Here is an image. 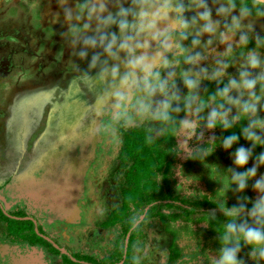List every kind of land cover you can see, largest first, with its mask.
Returning <instances> with one entry per match:
<instances>
[{"label": "clouds", "instance_id": "clouds-1", "mask_svg": "<svg viewBox=\"0 0 264 264\" xmlns=\"http://www.w3.org/2000/svg\"><path fill=\"white\" fill-rule=\"evenodd\" d=\"M26 3L39 11L40 0ZM56 4L52 20L72 74L62 92L92 98L78 100L74 126L109 138L133 127L146 128L150 140L153 133L171 136L175 158L199 162L219 185L218 199L227 203L231 192L236 201L218 209L222 231L209 264H264V174L257 178L264 167V31L255 24L264 19V0ZM217 128L219 137L212 134ZM218 147L231 166L209 162ZM170 178L178 192L196 195L199 179L183 164L173 166ZM249 187L258 194L254 200ZM209 212L216 220V210Z\"/></svg>", "mask_w": 264, "mask_h": 264}, {"label": "rangeland", "instance_id": "rangeland-1", "mask_svg": "<svg viewBox=\"0 0 264 264\" xmlns=\"http://www.w3.org/2000/svg\"><path fill=\"white\" fill-rule=\"evenodd\" d=\"M56 11V0H40L35 14L28 10L26 0H0V204L7 212L22 211L34 217L42 231L70 253L80 250L83 237L91 231L92 238L99 240L97 247L104 250L121 233L120 227L105 230L101 224L121 205L120 189L131 165L121 157L123 137L144 127L121 130L109 138L74 126L78 100L90 103L92 98L70 99V93L62 92L72 74L60 26L52 20ZM255 23L264 24V19ZM212 134L219 136L217 129ZM208 160L231 166L228 152L219 147ZM178 163L199 179L192 189L196 195L186 196L175 189L170 176ZM251 165L249 160L247 166ZM262 174L264 167L257 178ZM159 177V183L172 192V202L167 203L189 208L191 221L177 220L168 230L159 218L145 219L133 247L134 264H209L208 254L218 242L198 219L208 205L235 204L233 194H227V203L218 199L219 185L207 178L197 161L175 158L167 178ZM246 194L252 200L258 196L250 187ZM132 210L140 220L144 211ZM174 243L180 250L175 262L170 261L171 252L177 253ZM0 264H61V259L43 247L14 243L0 235Z\"/></svg>", "mask_w": 264, "mask_h": 264}, {"label": "trees", "instance_id": "trees-1", "mask_svg": "<svg viewBox=\"0 0 264 264\" xmlns=\"http://www.w3.org/2000/svg\"><path fill=\"white\" fill-rule=\"evenodd\" d=\"M247 1L251 2V0ZM238 2L241 1L238 0ZM173 143L174 139L171 136L150 140L147 130L141 129H133L125 136L122 148V159L130 162L131 165L127 169L125 176L126 182L122 189V206L104 226H108V223L114 224L116 221L121 220L127 233L135 224V219L128 215L130 210L133 208L135 210H145L147 206L169 198L168 194H170V191L167 190L165 192L164 187L157 182V178L160 174L167 175L169 171L173 156ZM162 206L163 204L153 207L147 217L159 215L163 219L168 218L159 212ZM166 206L168 208L173 207L170 204ZM185 212L189 213L186 210ZM1 216L9 222L10 235L15 239L29 242L33 246L40 245L55 254L59 253L47 240L35 232L33 222L13 220L3 213ZM216 217L223 219L222 216L217 214ZM202 220L206 221L212 228L217 227L214 220L211 219V214H208ZM139 232L140 230L137 229L135 235H138ZM75 257L82 261L92 262L88 257ZM63 259L66 264H80L75 263L66 256ZM117 260H119L118 257ZM127 260L129 261L130 258L128 257ZM102 264L109 263L105 261Z\"/></svg>", "mask_w": 264, "mask_h": 264}, {"label": "flooded vegetation", "instance_id": "flooded-vegetation-1", "mask_svg": "<svg viewBox=\"0 0 264 264\" xmlns=\"http://www.w3.org/2000/svg\"><path fill=\"white\" fill-rule=\"evenodd\" d=\"M255 24H256V31L257 32L264 31V24H260V23H255ZM232 70L233 69H230V71H232ZM141 130H147V129L142 128ZM217 130H218V134L220 136L222 130L219 129V128H217ZM235 130H237V129H232V130H229V131H235ZM128 133H130V132H128ZM128 133H126L124 135L123 142H124L125 136ZM223 134L227 135L228 133H223ZM160 138H162V137H158L157 136L154 139H160ZM174 143H173L172 149L174 147ZM240 144H243V145L247 146V142H245L244 140H241ZM122 148H123V146H122ZM256 151L259 152L260 149L257 148ZM120 152H121V157H122V150ZM97 154L101 155V149L98 150ZM103 154H104V156H106L105 152ZM125 162H128V161H125ZM174 162H175V155L173 153L169 171H171V168H172V165H173ZM128 168H129V166H128ZM126 172H127V170H126ZM126 172H125V175H124L123 185H122V187L120 189V191H121V193H120L121 194V205H120L119 208H121V206H122V189H123V186H124V184L126 182V180H125ZM161 175L162 174H160L159 176H161ZM163 176L166 177L167 175L163 174ZM157 182L159 183L158 178H157ZM160 185L164 187V185H162V184H160ZM167 190L170 191L169 188L164 187V191L167 192ZM168 195H169L168 199L163 200L161 202H155V203L147 206L145 210L141 209V211H144V214H143V216H142V218L140 220H138V218H136L134 216V214H133L134 210H130L128 212V215L131 218L135 219V224L127 233L125 232V228H124L123 222L121 220L116 221L114 224L113 223H111V224L108 223V226H104V224H107V222L112 218L113 214L117 210H119V208L114 210V211H112V212H110V213H108L104 217V221L102 222L101 227L103 229H105V230H109L110 228L120 227L121 233H120L119 237L113 242V244H111V242H109L110 246H108L106 249L97 250L99 248V247H97V245H98L97 242L99 240L98 239L96 240V239L92 238V234H93L94 231H91V233L88 234V236L86 238L83 237V242L81 243L80 250H78L77 253H70L66 249H64L61 246H59V244H57L50 237H48L42 231V228L38 226V224H37V222H36L34 217L28 216L26 213H24L22 211H16V212H11V213L7 212L1 204H0V211H1V214L3 213L5 216H7V217H9V218H11L13 220H17V221H31V222H33L35 232L37 234H39L41 237H43L45 240H47L55 249H57L59 251V253L55 254L52 251H49V249H47L45 247H43V248L47 249V251H49L51 254H53V256L59 257L61 259V264H66V262H64V259H63L64 256H66L70 260H72L70 258V257H72V258H74L76 260V261H74V260H72V261H74L75 263H80V264H102L105 261H107V263H109V264H134V262H133V247H134V244H135L136 240L138 239V237L141 234L140 224L145 219L149 220V219H152V218H159L160 221L164 222V224L166 225L168 230L171 229V226H169V224L170 223H176L177 220L183 219L185 221H191L190 216L193 214V211L189 210V208H185L183 205H174V203H167V202H172V192L170 191V194H168ZM162 204H163V206L160 208L159 212L163 213L168 218L163 219L159 215L158 216H153V217H147L149 212H150V210L153 207H156V206H159V205H162ZM168 204L172 205L173 207L168 208L166 206ZM228 206H231V204H228ZM208 207H209L208 211H206L204 213V216L202 218L198 219V222L199 223H205L207 225V227L205 229L208 230L209 234L212 237H216L218 235L216 233V230L222 231V229L220 228V225H219V221H221L222 219L221 218H217L216 220H214V222H215V224L217 226L215 228H212L206 221H204L202 219L205 218V216H207L208 214H210L209 211L216 210L217 208L219 209L221 207H225V205L214 204V205H208ZM26 208L27 207L25 206V210H26ZM173 209H175L176 212H165V210L170 211V210H173ZM185 210L188 211L189 213H186ZM177 211H180V213H177ZM1 214H0V222H3L5 224L4 227L1 225V228H0V232H1L0 235L1 236H5V237L11 239V241L14 242V243L15 242H21V243L23 242L24 244H27V245H29L31 247H42L40 245H36V246L34 245L33 246L29 242L17 240L13 236H11L10 235V224H9V222H7L6 220H4L2 218ZM216 214L222 216L220 214L219 210L216 211ZM36 229L38 230V232L36 231ZM137 229H139L140 232H139L138 235H135V232H136ZM64 234L65 233H63V235ZM66 238H68V241L71 242V239H72L71 236L68 235ZM72 242H73V239H72ZM174 244H173V246L175 247V250L177 249V253H175V251L171 252L170 261H174L175 262V261L180 259V250L177 248L176 244L175 245ZM63 251H65L66 254H64ZM75 256L88 257L89 259L92 260V262L79 260ZM117 257L119 258V260H117ZM128 257L130 258L129 261L127 260ZM127 261H128V263H127Z\"/></svg>", "mask_w": 264, "mask_h": 264}, {"label": "water", "instance_id": "water-1", "mask_svg": "<svg viewBox=\"0 0 264 264\" xmlns=\"http://www.w3.org/2000/svg\"><path fill=\"white\" fill-rule=\"evenodd\" d=\"M36 231L38 232V230L36 229ZM64 252V254H66V252L65 251H63ZM72 260H74V261H76L74 258H72V257H70Z\"/></svg>", "mask_w": 264, "mask_h": 264}, {"label": "crops", "instance_id": "crops-1", "mask_svg": "<svg viewBox=\"0 0 264 264\" xmlns=\"http://www.w3.org/2000/svg\"><path fill=\"white\" fill-rule=\"evenodd\" d=\"M97 250H99V248Z\"/></svg>", "mask_w": 264, "mask_h": 264}]
</instances>
